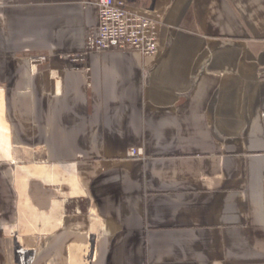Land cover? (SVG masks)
Segmentation results:
<instances>
[{"label":"crops","instance_id":"1","mask_svg":"<svg viewBox=\"0 0 264 264\" xmlns=\"http://www.w3.org/2000/svg\"><path fill=\"white\" fill-rule=\"evenodd\" d=\"M122 1L155 54L30 71L81 52L97 7L0 0V225L26 264H264V0Z\"/></svg>","mask_w":264,"mask_h":264},{"label":"built area","instance_id":"2","mask_svg":"<svg viewBox=\"0 0 264 264\" xmlns=\"http://www.w3.org/2000/svg\"><path fill=\"white\" fill-rule=\"evenodd\" d=\"M89 0H84L86 3ZM97 7L98 21L93 27L84 31V47L79 53L58 55L61 59L82 64L91 53L104 52H138L142 56H150L158 51L156 44L157 18L144 16L126 8L122 0H91ZM54 47L49 48L52 56ZM45 57H28L32 67L45 62ZM76 68V67H74ZM141 149H129L128 157H140ZM0 230L14 239L13 257L17 264H26L24 248L16 235V228L0 225ZM26 251V250H25Z\"/></svg>","mask_w":264,"mask_h":264},{"label":"rangeland","instance_id":"3","mask_svg":"<svg viewBox=\"0 0 264 264\" xmlns=\"http://www.w3.org/2000/svg\"><path fill=\"white\" fill-rule=\"evenodd\" d=\"M82 2H83V0H82ZM53 52H54V53H52V54H56V55H57V54H58V55H63V54H69V55H71V54H72V53H63V52H59V53H57L55 49L53 50ZM55 52H56V53H55ZM26 54H27L28 57H33L31 54H35V53H33V52H29V51H28ZM38 56H40V57H45V58H46L45 62H42L41 64H38V65H39V66H40V65H45V66H46V65L48 64V60H49V58H50V52H49V49L46 50V51H43V52L39 53ZM35 57H37V56H35ZM75 63H78V62H75ZM30 66H31V64L29 63V65H28V70H30ZM76 68H77V67H76ZM76 68H75V69H76ZM77 69H79V68H77ZM30 71H31V70H30ZM30 71H29V72H30ZM27 213H28V212H27Z\"/></svg>","mask_w":264,"mask_h":264},{"label":"bare ground","instance_id":"4","mask_svg":"<svg viewBox=\"0 0 264 264\" xmlns=\"http://www.w3.org/2000/svg\"><path fill=\"white\" fill-rule=\"evenodd\" d=\"M54 53V52H53ZM56 53V52H55ZM52 55H54V54H52Z\"/></svg>","mask_w":264,"mask_h":264}]
</instances>
